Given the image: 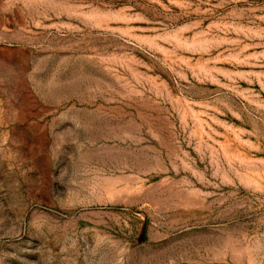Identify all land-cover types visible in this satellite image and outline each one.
I'll return each mask as SVG.
<instances>
[{"label":"rangeland","instance_id":"obj_1","mask_svg":"<svg viewBox=\"0 0 264 264\" xmlns=\"http://www.w3.org/2000/svg\"><path fill=\"white\" fill-rule=\"evenodd\" d=\"M0 264H264V0H0Z\"/></svg>","mask_w":264,"mask_h":264}]
</instances>
